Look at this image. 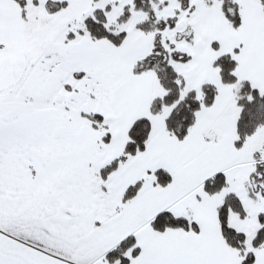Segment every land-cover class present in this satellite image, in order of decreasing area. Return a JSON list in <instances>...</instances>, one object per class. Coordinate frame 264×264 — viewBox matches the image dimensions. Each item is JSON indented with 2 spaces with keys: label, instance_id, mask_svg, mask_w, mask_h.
<instances>
[{
  "label": "snow or ice",
  "instance_id": "1",
  "mask_svg": "<svg viewBox=\"0 0 264 264\" xmlns=\"http://www.w3.org/2000/svg\"><path fill=\"white\" fill-rule=\"evenodd\" d=\"M0 264H264V0H0Z\"/></svg>",
  "mask_w": 264,
  "mask_h": 264
}]
</instances>
